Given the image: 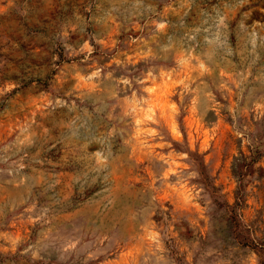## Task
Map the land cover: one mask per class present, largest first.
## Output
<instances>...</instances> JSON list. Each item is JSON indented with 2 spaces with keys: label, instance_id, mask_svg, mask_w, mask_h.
I'll list each match as a JSON object with an SVG mask.
<instances>
[{
  "label": "rangeland",
  "instance_id": "obj_1",
  "mask_svg": "<svg viewBox=\"0 0 264 264\" xmlns=\"http://www.w3.org/2000/svg\"><path fill=\"white\" fill-rule=\"evenodd\" d=\"M0 264H264V0H0Z\"/></svg>",
  "mask_w": 264,
  "mask_h": 264
},
{
  "label": "trees",
  "instance_id": "obj_2",
  "mask_svg": "<svg viewBox=\"0 0 264 264\" xmlns=\"http://www.w3.org/2000/svg\"><path fill=\"white\" fill-rule=\"evenodd\" d=\"M11 76L13 79L20 80V81H24L30 78L29 77L30 75H28L26 71H24V69H21L20 71H18V73H15L14 75H11ZM2 78L3 80H6L8 78L3 68H2ZM260 155L261 153L259 151H252L251 156L243 157L244 159L242 162L241 160L238 159L233 167V175L237 178V181H238L235 205L232 207H230L229 205L231 209L230 212L233 215H235L237 206H239L242 202L245 201L244 179L246 175L251 174L254 171L255 165L259 161ZM190 156L196 163L198 171L202 177L203 183L206 186V188L211 192L213 196L218 197L217 188L214 184H211L210 177L206 172L204 163L198 159V155H193L190 153Z\"/></svg>",
  "mask_w": 264,
  "mask_h": 264
}]
</instances>
